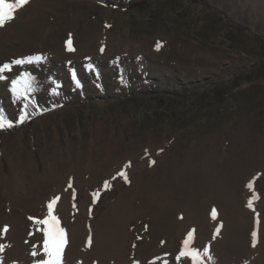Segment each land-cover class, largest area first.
<instances>
[{"label": "rangeland", "instance_id": "obj_1", "mask_svg": "<svg viewBox=\"0 0 264 264\" xmlns=\"http://www.w3.org/2000/svg\"><path fill=\"white\" fill-rule=\"evenodd\" d=\"M17 59L0 110L24 72L39 107L0 130V264L46 258L29 217L57 196L64 264H189L193 229L214 264H264V0H30L0 29Z\"/></svg>", "mask_w": 264, "mask_h": 264}, {"label": "snow or ice", "instance_id": "obj_2", "mask_svg": "<svg viewBox=\"0 0 264 264\" xmlns=\"http://www.w3.org/2000/svg\"><path fill=\"white\" fill-rule=\"evenodd\" d=\"M30 3V0H0V29L6 27L9 23H11L16 18V13L19 9H22L26 5ZM66 45L69 51H75L72 46V40L69 38L66 41ZM160 44H157V49H159ZM101 52L104 51L103 48L100 49ZM44 57L42 55L29 56L26 58L27 63H39L42 61ZM25 63L23 59H17L12 61L11 63H4L0 66V74L5 72H10L12 70V65H22ZM92 66L89 65V70H91ZM0 80H7V77L4 75H0ZM10 92L17 99V101L23 104V107L18 112V118L13 121L12 119L7 118L5 112L0 111V130L10 129L17 124H23L26 120L30 118L31 115L35 113H29V107L38 108V104L35 100L32 99V94L37 90V82L34 76L31 73L24 72L14 79L11 80ZM53 94L58 95L59 93L53 91ZM152 164H155V161H151ZM119 176L123 177L126 182L128 181L126 172L118 173ZM71 186V185H69ZM104 187H108V182L105 181ZM247 187L249 189H253V184L248 183ZM98 194H94L96 196ZM253 199L255 196L251 198L248 202V207H253ZM59 197H54L47 204L48 214L44 219H36L33 217H29L30 220L34 219L36 224L44 226L41 231L44 232V240H43V252L44 257L41 258L39 264H64V252L66 245L68 243L67 232L61 226V222L59 217L55 214V205L57 204ZM217 215L216 209H212L211 216L215 219ZM257 222H259V214H257ZM9 228L7 225L3 226L0 229V234H7ZM194 233L195 229L187 233L186 238L182 241V247L179 250L178 255L176 256L177 260L186 259L189 261V264H212V255L210 251V247H204L202 250L194 247ZM219 233V229H217V234ZM253 238V247H255L256 242L258 240V232H252ZM88 245L91 246L92 240L91 237L88 239ZM2 248V246H0ZM32 255H37L36 252H33ZM139 264V261L136 262ZM150 264H155L154 261L150 262Z\"/></svg>", "mask_w": 264, "mask_h": 264}, {"label": "trees", "instance_id": "obj_3", "mask_svg": "<svg viewBox=\"0 0 264 264\" xmlns=\"http://www.w3.org/2000/svg\"><path fill=\"white\" fill-rule=\"evenodd\" d=\"M146 5V2H143V3H141V2H131V7L132 8H142V7H144ZM1 111V110H0ZM212 264H214V263H212Z\"/></svg>", "mask_w": 264, "mask_h": 264}]
</instances>
